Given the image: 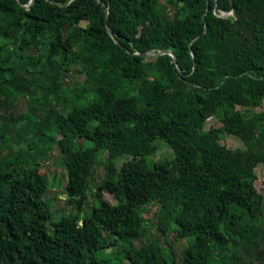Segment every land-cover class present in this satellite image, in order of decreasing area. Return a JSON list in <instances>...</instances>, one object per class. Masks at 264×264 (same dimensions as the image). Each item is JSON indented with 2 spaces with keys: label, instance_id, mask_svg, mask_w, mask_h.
I'll use <instances>...</instances> for the list:
<instances>
[{
  "label": "trees",
  "instance_id": "1",
  "mask_svg": "<svg viewBox=\"0 0 264 264\" xmlns=\"http://www.w3.org/2000/svg\"><path fill=\"white\" fill-rule=\"evenodd\" d=\"M30 2L0 0V264H264V0Z\"/></svg>",
  "mask_w": 264,
  "mask_h": 264
},
{
  "label": "rangeland",
  "instance_id": "2",
  "mask_svg": "<svg viewBox=\"0 0 264 264\" xmlns=\"http://www.w3.org/2000/svg\"><path fill=\"white\" fill-rule=\"evenodd\" d=\"M263 108H264V105L261 107L249 108L248 113H254L255 111L262 110ZM217 124H218L217 119L215 117H211L207 120L205 128H208L210 126L217 125ZM221 142L226 143L229 147H232V148L244 147L240 139L234 135L221 134ZM84 144L85 146H88V143H84ZM162 144H165V143H162ZM159 153L160 152H158V154ZM105 156L106 155L104 154L103 157ZM42 168L45 174L47 175L48 179L52 180L50 182V185H53V186L49 187V189L46 192L45 197L46 199H52V198L55 199V201L53 202L51 211L52 212L55 211V213H53V216H52V221H57L60 217V213L64 212L63 211L64 209H66L65 212L69 211L71 207L68 206L66 196L64 193V188H63L65 181H66V172L61 164L60 153L56 147L52 149L47 161L42 164ZM257 173H258V181H257L258 189L264 193V165L263 164H260L258 166ZM103 175H104L103 167L101 165H97L95 167L94 175H93V182L95 185H97L100 182ZM53 179L58 181V183L61 184V187H58V183L56 181H53ZM103 196L110 203L113 204L115 202L114 198L111 195L104 194ZM90 201H91V198L89 196L87 199L88 204ZM262 208H263V213H264V200L262 203ZM148 209L150 210L149 216L152 218L154 216L155 208L148 207ZM66 214H69V213H66ZM263 227H264V222H263ZM181 244L183 245V241H180L174 244V249L178 256H180L181 254Z\"/></svg>",
  "mask_w": 264,
  "mask_h": 264
},
{
  "label": "water",
  "instance_id": "3",
  "mask_svg": "<svg viewBox=\"0 0 264 264\" xmlns=\"http://www.w3.org/2000/svg\"><path fill=\"white\" fill-rule=\"evenodd\" d=\"M32 3H33V0H31L30 4H32ZM232 13H233L232 10L229 11V12H224L222 16H224V17H226V16H230V15H232ZM107 15H108V11L106 10V11H105V17H107ZM109 33L112 34V32H111L110 29H109ZM165 52H168V53L173 57V59H175L174 54H173L172 52L167 51V50H159V51H157L156 54L165 53ZM147 54H149V53H147Z\"/></svg>",
  "mask_w": 264,
  "mask_h": 264
}]
</instances>
